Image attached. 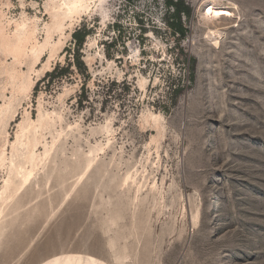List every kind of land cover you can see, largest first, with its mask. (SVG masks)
Returning <instances> with one entry per match:
<instances>
[{"label":"rangeland","instance_id":"1","mask_svg":"<svg viewBox=\"0 0 264 264\" xmlns=\"http://www.w3.org/2000/svg\"><path fill=\"white\" fill-rule=\"evenodd\" d=\"M183 1L184 37L165 0H92L38 58L0 44V197L23 129L50 152L17 206H0V264H264V0ZM48 2L0 0V26L24 13L41 29ZM83 26L78 71L66 50ZM67 58L66 76H47Z\"/></svg>","mask_w":264,"mask_h":264},{"label":"bare ground","instance_id":"2","mask_svg":"<svg viewBox=\"0 0 264 264\" xmlns=\"http://www.w3.org/2000/svg\"><path fill=\"white\" fill-rule=\"evenodd\" d=\"M98 1L101 2L103 0H98ZM91 4H92V0H49L45 11L49 15L50 23H45L43 27L40 29L38 25V19L36 17H28L24 13H22L21 19L19 21L14 22L13 31L7 33L5 28L0 26V44L3 47L4 52H7L10 55H12L14 61L16 62H20L26 58L27 59L38 58L40 54L43 52V50L46 47L50 46L51 36L53 32L57 30H61L66 24L71 25L80 16L91 13L92 12ZM202 18L208 23L212 22L216 18V14L214 13L212 4L206 6L203 9ZM40 31H43L45 36L42 43L39 42V39L37 38ZM212 33L213 32L211 31L209 32V34ZM211 39L212 41H214L213 42L214 44L216 45L219 44L217 40L218 38L217 39L211 38ZM133 53L136 54L137 51H133ZM21 80H22V74L20 72H14V82L20 83ZM158 117L159 116L152 115V118L155 121L158 120ZM30 127L27 128L28 130H24V129L22 130L21 136L15 141L16 143L13 146L12 157L9 160V175L8 178L5 179L6 180L5 188L7 194L5 195L6 196L5 197L3 196L5 190L2 192L0 197V206H17L13 199L16 196H18L22 190L30 186V183L35 178L34 171L37 169H42V170L45 169L47 165L46 162L47 161L49 162L50 152L45 151L43 155H38L35 152V146L37 143L35 132L37 130L35 131L34 128H32V124L30 125ZM90 156L91 157H87V160L85 161L84 165L81 166L80 164L81 169L79 168V170L75 174L77 180V182L75 181L76 184L74 183L75 187L81 182L84 175L90 169V167L95 161L93 156V151L90 152ZM5 160L6 158H3V156L0 157V166H2L3 163H5L4 162ZM84 178H86V176ZM1 214H4V210L2 207H0V215ZM43 264H105V263L90 256L65 255L62 257H55Z\"/></svg>","mask_w":264,"mask_h":264},{"label":"trees","instance_id":"3","mask_svg":"<svg viewBox=\"0 0 264 264\" xmlns=\"http://www.w3.org/2000/svg\"><path fill=\"white\" fill-rule=\"evenodd\" d=\"M165 3L168 8H174V11L170 14L169 17L170 19L169 27L172 30V33L178 34L180 37H184L187 30L182 26L181 15L189 17L191 11L190 7L187 4H185L183 0H178L176 2H174L173 0H165ZM87 35L88 32L85 26L76 29L71 35L73 46L71 48L69 47L66 50L67 54L71 51L73 52L72 63H74V66L78 71H81V67H82V62L79 61V54H80L79 51L81 50ZM68 59L69 58H67V60ZM72 63L71 61L68 60L66 68L64 67L61 68L59 65L55 66L51 72L47 73V76L57 77V78L66 76L65 71L71 66Z\"/></svg>","mask_w":264,"mask_h":264}]
</instances>
